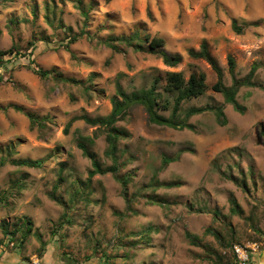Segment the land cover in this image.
<instances>
[{"label": "rangeland", "instance_id": "obj_1", "mask_svg": "<svg viewBox=\"0 0 264 264\" xmlns=\"http://www.w3.org/2000/svg\"><path fill=\"white\" fill-rule=\"evenodd\" d=\"M136 30L142 40L164 38L181 63L166 65L144 40V51L105 43ZM72 35L79 40L67 48ZM204 41L225 87L229 56L237 77L259 65L254 85L237 93L243 113L212 90L218 77L211 65L189 55ZM13 45L19 53L0 67V259L248 264L256 256L264 242V0H0V49ZM53 68L77 82L35 72ZM173 71L185 80L206 74L208 90L180 106L178 121L192 126L152 123L143 105H133L116 123L127 133L118 141L119 171L90 178L80 141L103 166L112 159L106 127L81 117L110 114L117 81L131 94L159 78L160 105L172 107L178 92L166 86ZM218 106L226 125L211 110L186 116L192 107ZM28 113L42 124L32 125ZM158 113L169 117L171 109ZM167 157L178 158L164 164ZM35 159L42 163H22ZM232 198L240 213L231 211ZM237 248L247 250L245 263Z\"/></svg>", "mask_w": 264, "mask_h": 264}, {"label": "trees", "instance_id": "obj_2", "mask_svg": "<svg viewBox=\"0 0 264 264\" xmlns=\"http://www.w3.org/2000/svg\"><path fill=\"white\" fill-rule=\"evenodd\" d=\"M80 2V0H79ZM232 27L237 33H242L243 28L238 24L237 19L232 20ZM67 29L72 32V27H67ZM83 34V33H81ZM80 35H72L70 36V40L66 47H69V44L75 43L79 40ZM144 41L148 42V51L159 55L164 63L168 66H177L182 61L181 54H171L165 49V40L162 37H150L149 34H146L143 38ZM141 31L136 30L132 34L129 35H121V36H113L105 41L106 45L114 50L120 51L119 44L115 42H120L126 46L133 47L135 50L144 51L146 50L143 45ZM32 48L29 51V55H33L34 44L31 43ZM17 45H13L9 49L1 50L0 49V67L4 64L5 58L10 54H18ZM189 55L193 58H202L206 60L213 70L217 74V82L212 86V90L222 92L225 96L227 102L231 103L234 108L243 113L244 108L237 101V93L242 86H253L254 85V77L258 71L259 65L254 63L248 73L244 77H237L235 73L236 68V60L234 57H228L229 70L231 74V85L229 87L224 86V72L217 60L211 55L209 51V46L207 42H202L199 50L190 49ZM40 77H47L49 75H53L59 80L73 82L76 83L77 80L73 78L63 77L62 73L57 69L53 68L51 70L40 69L35 71ZM3 80V77L0 75V82ZM160 79L155 78L153 84L149 88H142L137 91H133L131 94L127 93L122 84L117 81L116 82V94L112 98V111L105 117H97L92 118L87 115H83V118L87 123L91 125H101L105 126L107 129L106 141L108 143V147L106 150V154L112 159V164L108 166H103L101 161L97 158L96 154L88 149V146L85 142L80 141L78 146L83 150L84 155H86L91 160V169L89 171L90 178L96 174H106V173H114L116 174L119 171L120 164L117 157L118 152V141L121 137L126 136V131L118 128L116 123L118 120L125 115H127L129 109L135 104H141L145 107L149 120L152 123L159 125H166L170 127H182L192 125H188L186 123H182L178 121V114L180 111L181 103L184 100H189L195 97H199L203 95L208 90V85L206 83V74L201 73H191L189 78L185 80L183 75L180 72H169L167 76V86L166 89L168 91L174 92L177 91L178 95L174 99V103L171 107L170 103L165 102L160 105L159 94L157 93V84ZM158 107H162L164 109H171V114L169 117H165L158 113ZM18 110H21V107H17ZM213 111L217 121L221 125L227 124V117L223 110L222 106L218 107H192L187 110L186 116L190 117L196 114H201L206 111ZM29 119L32 125L42 124L41 119L33 114L28 113ZM71 123L67 125L65 131H69V126ZM178 157L174 158H164V164L170 163L172 161L177 160ZM22 163L29 166H39L42 163L41 159L35 160H24ZM127 182V181H126ZM126 182H124L126 184ZM52 198L56 201H59L58 197L55 193L52 194ZM232 207L231 211L233 213H240L241 209L238 205V202L232 198L231 199ZM28 232L31 230V226H28ZM16 232V231H15ZM191 236V235H188Z\"/></svg>", "mask_w": 264, "mask_h": 264}, {"label": "flooded vegetation", "instance_id": "obj_3", "mask_svg": "<svg viewBox=\"0 0 264 264\" xmlns=\"http://www.w3.org/2000/svg\"><path fill=\"white\" fill-rule=\"evenodd\" d=\"M255 245H257V243H255ZM255 245H253V247ZM0 264H52V263H45L43 261H38L37 263H35L32 260L20 258L16 262H9V263L3 261V259H0ZM248 264H264V242H262V247L259 249L256 256L253 257V259Z\"/></svg>", "mask_w": 264, "mask_h": 264}, {"label": "built area", "instance_id": "obj_4", "mask_svg": "<svg viewBox=\"0 0 264 264\" xmlns=\"http://www.w3.org/2000/svg\"><path fill=\"white\" fill-rule=\"evenodd\" d=\"M237 252V256L238 258L243 261V263L246 262V260L248 259V254H247V250H244L243 248H237L236 249Z\"/></svg>", "mask_w": 264, "mask_h": 264}]
</instances>
